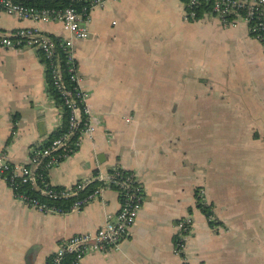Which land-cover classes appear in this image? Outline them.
<instances>
[{
    "label": "crops",
    "instance_id": "obj_1",
    "mask_svg": "<svg viewBox=\"0 0 264 264\" xmlns=\"http://www.w3.org/2000/svg\"><path fill=\"white\" fill-rule=\"evenodd\" d=\"M59 24L0 10V34ZM75 42L77 72L96 130L48 179L69 186L120 167L138 177L143 204L130 234L81 264H183L176 222L190 217L186 264H264V49L244 24L211 13L184 20L183 0H117L94 9ZM60 123L44 65L32 49L0 47V151L27 161ZM203 192L217 225L196 206ZM108 189L80 211L45 214L22 204L0 177V264H45L60 239L93 233L115 214Z\"/></svg>",
    "mask_w": 264,
    "mask_h": 264
},
{
    "label": "built area",
    "instance_id": "obj_2",
    "mask_svg": "<svg viewBox=\"0 0 264 264\" xmlns=\"http://www.w3.org/2000/svg\"><path fill=\"white\" fill-rule=\"evenodd\" d=\"M32 1L35 0H0V10L24 21L59 24L66 36L59 37L38 28L23 27L0 34V47L32 49L37 53L44 65L45 75L50 78L67 109V123L58 137L31 146L25 163H11L6 148L0 151V177L22 204L45 214L80 211L88 203L100 199L105 190L112 189L118 193L120 207L115 214L107 216L93 233L60 239L55 253L45 263L81 264L88 253H106L129 236L144 198L136 174L122 168L118 170V167L111 168L112 172L109 170L81 178L69 186H55L45 180L52 168L77 151L83 137L92 135L96 130V115L88 105L89 96L83 90L77 72L75 42L89 37L91 11L105 8L110 1L117 0H68L67 6L55 8L40 7L31 4ZM183 5L184 20H195L196 10L208 6L209 11L205 14L216 16L223 27L244 24L264 49V0H183ZM66 74L69 75V84L64 80ZM58 110L60 123L56 130L63 124V109ZM18 181L34 188L49 200H69L71 197L74 200L70 208L63 210L23 193L15 194ZM83 192L87 193L80 196ZM203 195L199 190L198 197L209 205ZM207 219L214 222L212 226L217 225L213 213ZM192 226L190 217L181 218L175 224L173 253L182 259L183 264H186L184 252Z\"/></svg>",
    "mask_w": 264,
    "mask_h": 264
},
{
    "label": "trees",
    "instance_id": "obj_3",
    "mask_svg": "<svg viewBox=\"0 0 264 264\" xmlns=\"http://www.w3.org/2000/svg\"><path fill=\"white\" fill-rule=\"evenodd\" d=\"M31 4L40 6V7H65L69 4L68 0H35L32 1ZM209 11V7L208 6H203L201 8H198L196 10V19L200 18L201 16H203L206 12ZM64 80L65 82H67L69 80V75L66 74L64 75ZM46 84H47V92L49 94V96L52 98V100H54L55 105L58 108L63 109V124L61 126V128L59 130H55L45 141L51 140L53 138L58 137L61 132L64 130V128L66 127V123H67V117H68V112L67 109L65 108V105L63 104V101L60 99V95L57 92V90L52 86L51 84V80L48 76H46ZM69 84V81H68ZM46 143V142H45ZM118 170H121L120 167H118ZM109 172H112V170H110ZM96 174V173H94ZM45 180H49L48 177L46 176ZM18 185L19 187L17 188V191H15V194H20L23 193L27 196H30L32 198H37L39 201L41 202H45L57 207L62 208L63 210H67V208H70L72 205V202L74 199L69 198V200H49L46 197L40 195L38 193L37 190H35L34 188L30 187L29 185L26 184H21L18 181ZM198 191L199 189L196 191V206L202 211V213L208 218L210 215H212V206L211 205H205L201 198L198 197ZM87 192H83L80 194V196H83L84 194H86ZM213 221H209V224L213 225Z\"/></svg>",
    "mask_w": 264,
    "mask_h": 264
}]
</instances>
